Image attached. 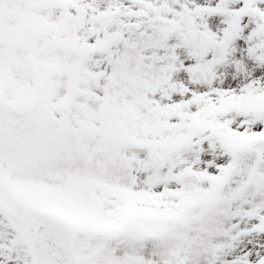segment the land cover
<instances>
[{"label": "snow or ice", "instance_id": "6c2138e0", "mask_svg": "<svg viewBox=\"0 0 264 264\" xmlns=\"http://www.w3.org/2000/svg\"><path fill=\"white\" fill-rule=\"evenodd\" d=\"M0 264H264V0H0Z\"/></svg>", "mask_w": 264, "mask_h": 264}]
</instances>
